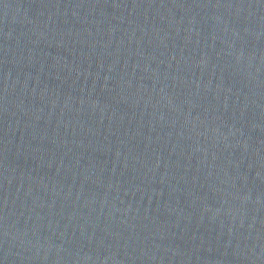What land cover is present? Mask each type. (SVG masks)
<instances>
[{
  "label": "water",
  "instance_id": "95a60500",
  "mask_svg": "<svg viewBox=\"0 0 264 264\" xmlns=\"http://www.w3.org/2000/svg\"><path fill=\"white\" fill-rule=\"evenodd\" d=\"M0 264H264V0H0Z\"/></svg>",
  "mask_w": 264,
  "mask_h": 264
}]
</instances>
